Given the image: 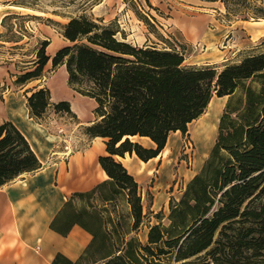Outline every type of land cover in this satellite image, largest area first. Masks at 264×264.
<instances>
[{
	"label": "trees",
	"instance_id": "16d2710c",
	"mask_svg": "<svg viewBox=\"0 0 264 264\" xmlns=\"http://www.w3.org/2000/svg\"><path fill=\"white\" fill-rule=\"evenodd\" d=\"M220 1L229 12L248 10L246 0H232L238 7H230L231 0ZM254 9L257 17H264V8ZM98 21L85 15L70 17L64 24L51 21L70 45L49 57L45 53L49 40H43L34 69L13 81L19 86L39 79L51 60L53 70L65 65L67 85L72 90L96 103L94 120L84 129L89 138H105L108 155L99 156L98 163L108 179L90 190L71 193L51 221L50 228L62 235L75 224L91 235L80 257L75 262L64 259L63 263L264 264V101H260L259 117L234 126L226 134L222 133L227 117V105L224 107L209 156L188 182L179 202L169 203L167 225L159 214L156 223L143 222L138 183L113 157L135 154L146 162L161 152L171 132L178 130L184 135L187 125L204 112L214 95H231L242 81L253 76L260 78L264 89V52L244 56L220 70L215 66H187L183 65L184 46L133 45L123 34L118 38L122 31L117 23ZM252 95L248 89L247 108L254 103ZM26 106L29 117L39 123L44 122L50 108L76 117L69 101L50 100L46 86L26 96ZM137 137L150 139L155 147L142 146ZM221 148L230 156L222 163L217 162ZM40 167L25 136L11 121H3L0 186ZM256 172L263 174L252 177ZM105 186L110 189L108 193L101 191ZM125 189L129 191L131 218L128 231L122 229L119 212H104L106 203ZM75 198H85L87 203L75 207ZM215 200L220 206L211 212ZM93 203H102L103 208L97 210ZM142 224L148 229L145 243L137 236H128ZM60 257L57 255L53 264H58Z\"/></svg>",
	"mask_w": 264,
	"mask_h": 264
},
{
	"label": "rangeland",
	"instance_id": "374dc122",
	"mask_svg": "<svg viewBox=\"0 0 264 264\" xmlns=\"http://www.w3.org/2000/svg\"><path fill=\"white\" fill-rule=\"evenodd\" d=\"M11 1L12 5H15L14 7L16 8L12 9L14 10L12 15L3 20V29L0 33V39L21 41L12 45V47L0 48V55L3 58L11 55L19 71H23L22 67L24 65L29 66L25 72L34 69L32 67L36 60V52L43 40H49V45L45 48V53L49 57H52L61 47L70 45V42L61 34L59 26L53 24L51 21L64 24L68 22L70 17H77L80 15H85L96 22L102 20L103 23H117L120 31H122V33L117 35L118 38L122 39L123 34L125 37L124 40L133 45L142 46L144 44H156L158 48H167L169 44H173L177 49H180L181 46L185 47L183 39H185V35L188 36L189 30L196 32L200 29L199 32H201L203 28H208V26L209 28H214L215 26H213V24L218 22L224 26L225 33L220 38L221 41L216 44V48L219 50H226L227 57H234L230 60L233 62L227 61L220 64L218 67L213 65L216 67V70L223 68V64L237 63L244 56L249 54L264 52V36L255 41L254 44L259 46L257 49L244 52H236L237 48L233 45L234 37H232V32L234 31L244 32L246 31L245 29L250 26L264 24V17H257L258 15L255 13L254 9L257 7L264 8V1L262 0H246L244 6L246 5L248 10L245 11V13L227 11L225 5L220 0L209 1L212 5L200 3L207 0ZM233 3L235 2L232 1L230 3V7H238V5H233ZM206 14H211L212 16L210 17ZM142 16H144L147 21L143 20ZM209 19H212V21L209 22ZM207 22L209 24H207ZM254 39H256V36H254ZM61 68L65 70V75L67 76L65 65H61L53 70L51 60H49L43 67L39 78L41 83L45 82L43 86L47 87L48 79L54 75L55 72L56 76L60 77L62 72ZM22 73H16L14 75V80L17 75ZM35 80L36 79L30 80L28 83L31 82L30 85L34 84ZM2 89L5 90V86L0 80V99L4 101L1 94ZM248 89L252 91V97H254V103L250 108H247ZM74 92L79 94L76 91ZM60 95L61 100L73 97V93L67 96H63V94ZM214 96L213 99L216 100ZM260 101H264V89L260 78L253 76L242 81L235 89L234 93L228 96V100L225 103V106L227 105V117L222 124L224 127L222 133L226 134L232 131L234 126H238L245 122H252L255 118L259 117L261 108ZM2 108L3 107H0L1 112H3ZM85 108L91 112L86 119H82L77 115L73 117L69 114H58L51 108L45 113L43 123L53 129H59L61 134L66 137L65 144H67V148L65 151L68 154L75 150L82 151L89 143V137L85 134L84 126L94 120V115L92 113L94 108L89 103H85ZM217 116H215V118ZM205 118L207 122L209 117ZM215 118L209 123V126L214 127ZM192 124L193 123H189L187 125V131L182 135L175 155H170V153H168L163 156L151 170H149L150 166H147V168L134 171L136 174H133V177L138 182L137 190L140 195L142 214H144L143 222L145 224L146 222L150 224L156 223L158 219L156 214H159L162 218V223L167 225L169 203L177 204V202H179L186 190L189 177L200 165L201 170L206 161V159H204L206 150L202 152L199 151V146L189 137V129L191 130ZM216 134H218V131ZM95 146L94 144L93 148ZM228 157H230L229 153L221 148L219 152L220 159L217 160V162L219 161L222 163ZM116 158L119 160L118 157ZM123 162L125 166V155ZM262 170H264V168ZM259 172L251 176L259 178L264 171L261 173ZM109 190V187L106 186L101 188L102 193H108ZM128 193L129 191L127 189L119 191V193L114 196L113 201L106 203V207H104V212H119L121 214L122 217L120 222L122 229L125 231L130 230L131 226V218L129 215L130 206L127 203L129 198L127 195ZM215 199L217 200L218 196ZM216 200L214 201L211 212H215L220 206V203H217ZM73 203L75 207H80L84 206L87 200L85 198H75ZM245 204L246 202L244 205ZM93 205L97 210L103 208L102 203H100L99 206L97 203H93ZM156 208L161 210L154 213ZM145 226L146 225L142 224L138 230L129 233L128 236H137L142 243H145L146 240L141 233L139 234V229L143 231Z\"/></svg>",
	"mask_w": 264,
	"mask_h": 264
},
{
	"label": "crops",
	"instance_id": "0c3cea01",
	"mask_svg": "<svg viewBox=\"0 0 264 264\" xmlns=\"http://www.w3.org/2000/svg\"><path fill=\"white\" fill-rule=\"evenodd\" d=\"M11 2V0H0V33L3 29V20L12 15L14 13L12 9L16 8ZM200 3L212 5L209 1ZM206 15L212 16L211 14ZM210 21L212 19H209ZM207 24L209 23L207 22ZM213 26L215 27L203 28L201 32H199L200 29L196 32L189 30L188 36H184L183 65H216L218 67L224 62H233L230 60L234 56L227 57L226 50L216 48V44L221 41L220 38L225 33L224 26L218 22ZM245 30L244 32H232L233 45L237 48L236 52L257 49L259 46L254 44L255 41L264 36V24L250 26ZM20 41L0 39V48L12 47ZM13 61L11 55L5 58L0 55V80L5 86V90L2 89L1 92L4 101L0 99V107H3V112L0 111V124L3 121H11L20 130L39 159L41 167L34 172L23 173L0 186V264H53L57 255L61 256L58 264H64V259L75 262L90 242L91 235L77 224L73 225L66 235H62L51 229L50 223L71 193L90 190L108 179L98 163L99 156L108 155L104 144L105 138H89L87 147H84L82 151L75 150L70 154L66 153V137L61 134L59 129H53L29 117L26 96L42 87L45 82L41 83L39 79H36L34 84L30 85L31 82H27L15 87L13 84L14 75L25 72L29 66L24 65L23 71H19ZM61 71L60 77H57L55 72L48 79L47 87L50 90V100L58 102L61 100L60 94L67 96L73 93L72 98L65 100L69 101L73 113L86 119L91 112L85 108V103H89L94 108L95 101L87 96H81L69 88L66 83L65 70L61 68ZM228 96L230 95L214 96L221 106L214 121V135L203 150H206L204 159L208 158L215 143L223 107ZM206 109H208V105L197 119L190 122L193 124L191 130L189 129V137L198 146L200 145L199 133L212 127L206 122ZM181 139L180 131L171 132L161 152L146 162L140 160L135 154L126 153L124 166V157H113L116 161H120L133 176L137 169H144L147 166H150L149 170L154 168L164 154L175 155ZM136 140L146 148L155 147V144L148 138L137 137ZM94 144L96 146L93 148ZM200 167L201 165L189 177L188 182L199 173ZM158 210L161 209L156 208L154 213H157ZM147 232V227L143 231L139 229V234L141 233L145 240H147ZM93 264H103V262Z\"/></svg>",
	"mask_w": 264,
	"mask_h": 264
},
{
	"label": "bare ground",
	"instance_id": "6f19581e",
	"mask_svg": "<svg viewBox=\"0 0 264 264\" xmlns=\"http://www.w3.org/2000/svg\"><path fill=\"white\" fill-rule=\"evenodd\" d=\"M220 105L221 103L217 100H214L212 97V99L210 100L208 104V109H206V112H205L206 113L205 117H209L207 124L213 121L215 116H217V114L219 113ZM212 136H213V127H209L208 130L199 133V137H200L199 151L202 152L204 150L205 146L208 144L209 140H211ZM167 154L168 153L164 154V156Z\"/></svg>",
	"mask_w": 264,
	"mask_h": 264
},
{
	"label": "built area",
	"instance_id": "2783aa9c",
	"mask_svg": "<svg viewBox=\"0 0 264 264\" xmlns=\"http://www.w3.org/2000/svg\"><path fill=\"white\" fill-rule=\"evenodd\" d=\"M186 147V146H185Z\"/></svg>",
	"mask_w": 264,
	"mask_h": 264
}]
</instances>
